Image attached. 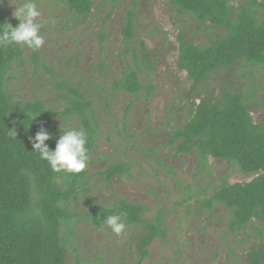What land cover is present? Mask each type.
Returning a JSON list of instances; mask_svg holds the SVG:
<instances>
[{"label": "rangeland", "instance_id": "obj_1", "mask_svg": "<svg viewBox=\"0 0 264 264\" xmlns=\"http://www.w3.org/2000/svg\"><path fill=\"white\" fill-rule=\"evenodd\" d=\"M241 1L229 0L233 6ZM21 2L0 3L13 25L19 23L12 13ZM36 2L45 43L35 51L24 47L23 61L14 66L8 89L18 101L39 98L54 110L56 140L62 130L71 128H82L87 134L80 113H59L70 106V98H77L70 91L76 90L87 101L85 113L94 133L85 177L73 199L78 215L70 225L67 263L248 264L246 251L259 242L257 228L264 233V220L255 221L256 228L247 225L233 233L230 212L223 204L209 208L200 202L223 178L245 182L254 174L211 155L206 166H197L194 153L177 152L175 145H167L174 128L184 124L194 100L200 101L189 93L192 81L187 73L177 69V37L182 33L186 40L203 45L212 41V33L219 37L224 31L209 27L208 22L200 24L190 13H178L170 0H92L87 18L71 13L60 0ZM133 2L135 33L128 46L122 28L124 12ZM109 9L112 12L106 18ZM142 41L144 51L150 53L148 59L142 54ZM135 58L140 81L153 86L148 100L146 90L131 96L112 89L126 65L136 64ZM236 68L234 74L217 70L207 78V89L197 93L214 101L225 77L231 88L242 87L247 78L254 80L255 101L264 98V68L254 64ZM261 102L250 111L254 121L264 122V99ZM116 164H127V168L106 180L101 171ZM122 199L146 205V216L159 210L164 213L166 238L153 239L144 257L138 249V225H126L116 235L88 216L95 207H114Z\"/></svg>", "mask_w": 264, "mask_h": 264}, {"label": "trees", "instance_id": "obj_2", "mask_svg": "<svg viewBox=\"0 0 264 264\" xmlns=\"http://www.w3.org/2000/svg\"><path fill=\"white\" fill-rule=\"evenodd\" d=\"M71 13L87 18L92 12V0H60ZM178 13H190L200 24L224 33L210 43L197 45L177 37V69L185 71L192 81L189 90L198 103L188 109L182 125H177L167 138V145H175L177 152L194 153L197 166L204 167L208 156L235 163L241 171L254 174L245 182H230L223 178L218 187L200 204L212 208L223 204L230 214L229 231L236 232L255 221L264 220V122L254 121L250 113L264 98L255 101L254 80L245 79L242 87L231 88L227 77L223 79L219 95L213 101L197 93L207 89V78L217 70L233 74L241 64L261 65L264 68V0H242L233 6L229 0H170ZM124 12L123 41L129 46L135 33L136 10ZM109 9L105 17H110ZM10 22L0 5V23ZM11 23V22H10ZM13 25V24H12ZM16 26V25H13ZM102 32H100V35ZM143 55L150 57L141 42ZM135 56V51L133 50ZM24 47L19 45L0 48V264H68L66 243L71 223L78 213L73 210V199L85 177L79 174L55 173L46 161L40 160L32 150L29 137L44 126L53 138L45 143L54 149L57 125L54 110L42 99L18 101L8 89L14 66L22 63ZM36 59V54H34ZM126 65L112 89L133 96L146 90L151 97L152 85H144L139 78L140 65ZM243 77L245 73L241 74ZM248 76H253L248 72ZM238 78V76H237ZM204 83L203 89L199 85ZM247 87V88H246ZM70 106L59 112L80 113L87 128L88 153L92 147L93 125L85 108L87 101L81 93L70 90ZM89 104V103H88ZM15 128L17 136L9 134ZM127 168V164L112 165L102 170L105 179ZM126 212V225H138L140 256L147 254V246L155 238H166L164 213L157 211L146 216L147 206L119 200L114 207H95L89 218L101 227L108 215ZM259 242L246 251L248 264H264V233L257 228Z\"/></svg>", "mask_w": 264, "mask_h": 264}, {"label": "clouds", "instance_id": "obj_3", "mask_svg": "<svg viewBox=\"0 0 264 264\" xmlns=\"http://www.w3.org/2000/svg\"><path fill=\"white\" fill-rule=\"evenodd\" d=\"M0 3H3V0H0ZM12 15L19 20V23L16 26L7 21L0 23V48L19 45L34 51L40 49L45 41L40 35L42 24L39 18L42 13L37 7L36 0H22L19 6H15ZM9 134L17 136L16 129H10ZM51 138L53 134L41 126L34 137H29V141L32 144V150L38 154L40 160L47 162L53 172L79 174L86 169L89 154L86 147L87 136L82 128L62 130L54 149H50L45 143ZM126 217V212L108 215L102 221L101 227L106 226L112 233L120 235L126 228L124 222Z\"/></svg>", "mask_w": 264, "mask_h": 264}]
</instances>
